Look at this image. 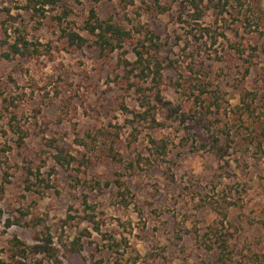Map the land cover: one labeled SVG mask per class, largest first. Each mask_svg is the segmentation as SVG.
<instances>
[{
    "label": "rangeland",
    "instance_id": "374dc122",
    "mask_svg": "<svg viewBox=\"0 0 264 264\" xmlns=\"http://www.w3.org/2000/svg\"><path fill=\"white\" fill-rule=\"evenodd\" d=\"M92 8L161 44L160 74L141 82L162 102L136 90L139 69L127 78L132 45L65 42L70 28L93 42ZM45 9L0 0L3 264L16 237L32 264H264V0ZM23 38L25 55L6 57ZM242 46L258 47L249 70Z\"/></svg>",
    "mask_w": 264,
    "mask_h": 264
},
{
    "label": "trees",
    "instance_id": "16d2710c",
    "mask_svg": "<svg viewBox=\"0 0 264 264\" xmlns=\"http://www.w3.org/2000/svg\"><path fill=\"white\" fill-rule=\"evenodd\" d=\"M28 8L32 9L35 12L45 11L47 6L56 5L59 1L62 0H27ZM85 29L94 35L93 42L89 43L88 38H86L83 34L75 29L70 28L69 30L63 29L65 42L76 48H83L86 46H95L100 52H114L123 49L124 52H129L127 49L128 46H133L132 50L134 52L135 61L130 62L127 59L125 60V68L127 69L129 65L132 67L127 69L128 73L126 75L127 78L135 77L134 73L137 69L140 71L137 73V81L136 90L141 91L143 93V98L147 102L152 103L153 97L160 102L162 99L160 98V92L158 91L155 96H153L152 92H149L146 87H143V83L141 80H147L148 76H150L151 72H155L160 74L162 70V61L160 60L158 54L161 50V44L158 41H154V43L146 48V42L142 40L141 32L143 29L141 26H133L132 28H128L121 22H119L113 15L109 17L102 18L99 16L96 8H92L90 10L89 17L85 22ZM141 33V34H140ZM139 34V35H138ZM140 36V37H137ZM154 36V35H153ZM152 36V38H153ZM159 38V36H157ZM28 42L25 38L16 40L13 44L9 45L11 49L9 52H5L4 55L6 57L10 56V52H14L15 54H19L21 56L25 55L24 49L27 48ZM250 49L245 48L244 46L237 48V52L240 53L242 60L245 63H248L247 70L254 64V58L258 56V47L250 46ZM156 79V77H153ZM139 83V84H138ZM244 100V99H243ZM153 106V105H152ZM152 106H149L152 107ZM247 108H250L249 103L246 104ZM156 106H154L155 108ZM156 120L155 117H153ZM20 142L23 141V135L19 137ZM220 141V138L217 139ZM58 148L57 160L58 162L63 163V161L70 163V159L64 154V150ZM67 154V153H66ZM121 185V182L119 183ZM46 241H49L47 239ZM13 246L18 251V255L13 256V262L9 264H32V260H28V245L23 243L17 237L13 242ZM43 250L42 252H51L55 255L53 247H49V243L47 242L44 246H41ZM15 251V252H17ZM50 253V254H51ZM18 256V257H17ZM27 257V259H25ZM0 264H3V260L0 258ZM34 264H42V261L36 260Z\"/></svg>",
    "mask_w": 264,
    "mask_h": 264
}]
</instances>
